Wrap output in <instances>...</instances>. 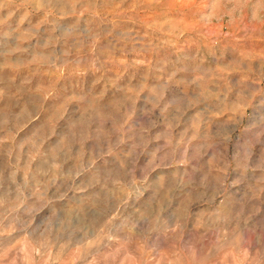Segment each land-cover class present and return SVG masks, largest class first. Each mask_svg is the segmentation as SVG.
<instances>
[{
	"label": "rangeland",
	"instance_id": "1",
	"mask_svg": "<svg viewBox=\"0 0 264 264\" xmlns=\"http://www.w3.org/2000/svg\"><path fill=\"white\" fill-rule=\"evenodd\" d=\"M0 92V264H264V0H0Z\"/></svg>",
	"mask_w": 264,
	"mask_h": 264
},
{
	"label": "clouds",
	"instance_id": "2",
	"mask_svg": "<svg viewBox=\"0 0 264 264\" xmlns=\"http://www.w3.org/2000/svg\"><path fill=\"white\" fill-rule=\"evenodd\" d=\"M3 93L0 92V96H2ZM5 143V140L3 138H0V147ZM28 143V142H26ZM182 141H177L175 144H173L172 140L169 139L167 141V146L171 149L170 152L166 153V156L164 157V160H167L169 157L175 158L176 153L180 147V144ZM264 143V142H261ZM24 145H21V148H23ZM137 145L134 143L132 145V149L125 153L124 159L119 162V165L121 168H128L129 174L133 175V179L131 181V185L133 188V192L130 193L132 195H138L140 193V189L136 187L137 184H144L147 183L149 176L147 175V172H145L144 178L142 181H137L134 176V172L139 171V161L134 158V152ZM189 149L187 147L184 148V156L187 157ZM255 155V153H253ZM156 159V154H153V161ZM155 167L157 169H160L164 167V163L156 164ZM193 173H195L196 177L199 178L202 173L197 168L192 169ZM217 172L219 175H217L216 182L222 183L221 175L225 174V167H221L217 169ZM10 186L5 190L3 186V177L2 174H0V223H2L3 219L8 218L9 215L13 213H21L23 212L27 219L24 220L21 223V227L28 228L33 227L37 231L41 228V226L45 225V222L48 220L47 215H44L41 217L39 221H37L33 217V213H35V216H41V213L45 212V209L43 207H40V205H43L46 203V197H47V181H40L35 180L33 184L29 183V173L28 170L25 171L24 180L23 183H17V170L13 169V171L10 173ZM176 177H172V181H176ZM53 182H55V173H53ZM233 187H237L236 185H233ZM157 194L160 193V191L165 189V179L161 177V179L157 182L156 185ZM185 191H188V188L184 189ZM208 191L212 190V185L208 186ZM172 192L171 188H168L166 191L163 192L164 197L167 199ZM214 194H219L218 192H214ZM238 193L234 194V198H238ZM173 204H175V201H173ZM193 207H195V202H193ZM60 210L57 209V211L54 213V215H59ZM19 221V217H14L13 219V225ZM13 225H10L9 229L7 230L8 233H11L12 231H15V227ZM177 227H179V224H177ZM45 231H51V224H48L45 227ZM5 233L0 232V235H4Z\"/></svg>",
	"mask_w": 264,
	"mask_h": 264
}]
</instances>
